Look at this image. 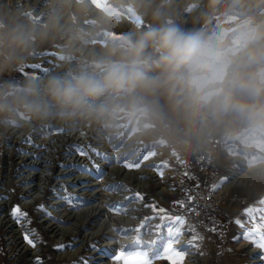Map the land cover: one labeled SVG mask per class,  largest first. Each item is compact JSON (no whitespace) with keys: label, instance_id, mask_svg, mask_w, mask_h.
Segmentation results:
<instances>
[{"label":"rangeland","instance_id":"rangeland-1","mask_svg":"<svg viewBox=\"0 0 264 264\" xmlns=\"http://www.w3.org/2000/svg\"><path fill=\"white\" fill-rule=\"evenodd\" d=\"M53 11L60 16L59 30L37 41L23 63L0 69V82L91 71L113 43L168 24L186 33L202 32L222 54L225 90L236 101L264 110V87L253 94L230 83L238 77L259 85L264 75V0H69L67 6L55 5L54 0H0V22L5 24L15 20L41 27ZM101 17L109 22L101 24ZM78 27L94 35L87 41L70 40L71 29ZM253 28L260 32L258 39L250 36ZM34 64L48 71L29 67ZM95 71L102 75V69ZM149 75L160 81L129 95L102 97L98 102L116 108L104 116L20 117L15 125L0 123V264H37L38 257L41 264H117L113 258L121 249L138 247L134 239L138 233L130 230L139 229L145 248L155 241L156 250L162 251L171 239L170 218L177 216L185 220L174 242L175 249L186 253L183 264H264L260 261L264 249L243 238L246 230L261 224L264 215L257 214L255 225L246 215L250 207L264 208L259 203L264 199V128L254 127L247 114L234 110L218 114L216 97L201 100L186 84L165 82L159 70ZM219 86L210 84L205 90ZM133 106L134 115L130 114ZM63 119L66 123L60 122ZM4 126L8 128L3 131ZM210 137L218 144L212 147L207 190L222 203L199 230L185 211L189 199L181 205L178 193L182 190L189 198L191 187L200 179L187 142L201 146ZM29 138L32 143L25 142ZM150 153L154 155L134 170L103 158L139 161ZM233 156L246 165L239 173L246 176L240 184L225 188L236 177L232 173L240 169ZM116 184L129 190H105ZM136 193L143 199L129 202L127 198ZM65 195L91 203L73 210L58 198ZM41 204L64 223L38 211ZM109 204L127 205L126 214L123 209H109ZM16 205L28 214L30 224H17L12 218ZM236 220L249 222L242 228ZM26 228L38 234L32 237L39 241L35 248L24 241ZM194 234L202 239L193 241ZM67 244L72 247H55ZM248 248H256L257 253L247 252ZM155 264L169 261L160 259Z\"/></svg>","mask_w":264,"mask_h":264},{"label":"clouds","instance_id":"clouds-1","mask_svg":"<svg viewBox=\"0 0 264 264\" xmlns=\"http://www.w3.org/2000/svg\"><path fill=\"white\" fill-rule=\"evenodd\" d=\"M69 0H54L55 5L67 6ZM60 16L53 11L45 25L0 22V69H7L24 62L26 54L37 41H45L59 30ZM101 17L100 23L107 24ZM94 34L83 28H73L70 40L87 41ZM252 39H258V28L250 31ZM151 49V51H149ZM221 53L202 32L186 33L173 25L152 27L136 35H127L113 43L104 58L93 69L51 75L46 79L23 82H0V123L18 124L19 118L46 120L52 116L71 118L85 113L104 116L116 108L102 97H120L133 93L137 88L156 85L160 77L149 75L159 70L165 82L186 84L195 89L204 101L217 98L218 114L230 110L247 114L253 126L264 128V110L236 101L230 90L223 87ZM96 69H102L97 76ZM233 87L247 88L259 94L264 87V75L259 85L255 80L244 82L234 77ZM221 86L206 91L208 85ZM135 114V107L130 113Z\"/></svg>","mask_w":264,"mask_h":264},{"label":"snow or ice","instance_id":"snow-or-ice-1","mask_svg":"<svg viewBox=\"0 0 264 264\" xmlns=\"http://www.w3.org/2000/svg\"><path fill=\"white\" fill-rule=\"evenodd\" d=\"M30 68L37 72H44L46 73L48 69L44 68L40 64H34L30 65ZM24 74V73H22ZM33 79H36L38 77L33 76L31 77ZM25 142L27 143H32L31 139H27ZM27 154V153H25ZM98 155H103L99 154ZM154 153H150L148 155H145L142 157L139 161H132V160H120V159H115V158H110L107 156H103L104 159H107L109 163L112 162H118L121 163L122 166L127 169V170H134V169H139L141 167V164L148 160ZM160 175L162 176L163 173L160 172ZM145 178L146 177H142ZM223 183V181L221 182ZM106 191H112V192H118L121 190L128 191L127 185L124 184H116V185H109L106 189ZM215 190V188L213 189ZM59 199H63L66 201V203L70 204L72 206L73 210H79L80 207L82 206H88L91 202L83 201V202H77L74 201L72 198L68 197L67 195L63 197H58ZM129 202H139L143 199L140 193H136L133 196H130L127 198ZM191 197H189V200L191 201ZM181 205H183V201L179 202ZM261 205H264V199H262L259 202ZM109 209L117 210V209H123L124 212L123 214H126V209L127 205L123 204H109L107 205ZM38 211H41L44 213L45 216H47L50 220H55L56 223L63 224V221L56 220L55 217L52 216V211L47 209L45 205L41 204L37 207ZM161 212L164 211V209H160ZM257 214H264V208H249L246 210V215L249 217L250 222H252L255 225L256 217ZM11 216L12 218L17 222V224H21L22 221H26L27 224L31 223V220L27 219L28 214L24 211L21 210V208L16 205L13 206L11 210ZM170 226L167 228V233L171 239H169L166 243V245L163 247L162 251H157L156 248L154 247L155 241H152L149 243V246L145 248L143 246V241L141 240V237L139 235V229H133L130 231H135L138 234L136 235L135 243L138 245L134 250H129L125 252L123 249H121L117 255L113 258L117 264H155V261L160 260V259H166L169 261V264H183V260L185 258L186 253L181 250H177L174 248V242L176 239L179 238L181 235V230L185 224V220L183 217L177 216L174 218H170ZM249 221L241 222L240 220H236L235 223L238 224L240 227H244V223H247ZM171 225H176L175 227ZM264 215H261V224L255 225L253 230L249 231L246 230L243 233V238L246 240H249L252 242L255 246L264 249ZM212 231H215V228L211 229ZM116 231L121 232L123 230L117 229ZM190 231L194 232V229L190 228ZM34 235H38L35 233L34 230L26 228L25 233H24V241L30 245L31 247L35 248L36 244L39 242L36 239H33L32 237ZM240 237H235L234 239H239ZM193 241L197 239H202L201 237L198 236V234H194L192 237ZM195 246V245H193ZM58 250H64L66 248H71V244L67 245H56L55 246ZM37 264H41L40 258H37Z\"/></svg>","mask_w":264,"mask_h":264},{"label":"built area","instance_id":"built-area-1","mask_svg":"<svg viewBox=\"0 0 264 264\" xmlns=\"http://www.w3.org/2000/svg\"><path fill=\"white\" fill-rule=\"evenodd\" d=\"M188 146L193 150L195 159V167L200 175V179L195 183L190 190L188 205L185 211L188 212L194 224L199 226L202 230L206 226L212 213L221 206V200L216 198L215 194H210L207 190L208 178L213 164L212 147H215V138H206L203 140L201 146L190 144Z\"/></svg>","mask_w":264,"mask_h":264},{"label":"bare ground","instance_id":"bare-ground-1","mask_svg":"<svg viewBox=\"0 0 264 264\" xmlns=\"http://www.w3.org/2000/svg\"><path fill=\"white\" fill-rule=\"evenodd\" d=\"M252 1V0H251ZM187 2V1H186ZM59 6V5H58ZM249 12V11H248ZM83 48V47H82ZM80 59V58H79ZM49 64V63H48ZM73 67H74V65H73ZM117 101V100H116ZM204 107V106H203ZM199 109V108H198ZM64 120L65 119H63V120H61L60 122H64ZM73 121V120H72ZM56 123V122H55ZM64 123H66V122H64ZM81 124V123H80ZM55 125V124H54ZM57 125V124H56ZM8 128V126H4V127H2V129H3V131L5 130V129H7ZM20 128V127H19ZM104 131V130H103ZM94 133V132H93ZM93 136V135H92ZM87 138V137H86ZM76 142V141H75ZM8 143V142H7ZM44 145V144H43ZM68 145V144H67ZM87 145V144H86ZM90 146V145H89ZM17 147V146H16ZM25 147V146H24ZM134 148V147H133ZM111 149V148H110ZM79 150V149H78ZM36 152V151H35ZM120 153V152H119ZM134 153V152H133ZM231 159H232V162L233 163H236L237 164V166L240 168V169H238L236 172H233L232 174L233 175H236V177L235 178H233L232 179V181L229 183V184H227V185H225L224 187L225 188H229L230 186H232V185H238V184H240L241 182H243V180H245V176H246V172L245 173H242V174H239L240 173V171L243 169V168H246V165H243L241 162H242V160H241V158L239 157V156H233V157H230ZM231 162V163H232ZM34 165H36V164H34ZM81 165V164H80ZM251 168H248L246 171H249ZM17 173V172H16ZM38 175V174H37ZM248 178V177H247ZM23 181V180H22ZM65 182V181H64ZM100 183V182H99ZM31 185V184H30ZM85 185V184H84ZM60 186V185H59ZM85 188V187H84ZM224 188V189H225ZM25 191V190H24ZM31 194V193H30ZM117 202V201H116ZM1 206V205H0ZM128 207V206H127ZM5 217V216H4ZM66 218V217H65ZM69 220V219H68ZM95 221V220H94ZM7 222V221H6ZM113 223V222H112ZM10 224V223H9ZM8 228V227H7ZM12 232V231H11ZM9 233V232H8ZM247 252H249V253H251V254H255V253H257V249L256 248H248L247 249ZM192 258V257H191ZM264 260V256H262L261 258H260V261H263ZM254 262H259V259L258 260H256V261H254Z\"/></svg>","mask_w":264,"mask_h":264},{"label":"trees","instance_id":"trees-1","mask_svg":"<svg viewBox=\"0 0 264 264\" xmlns=\"http://www.w3.org/2000/svg\"><path fill=\"white\" fill-rule=\"evenodd\" d=\"M178 199H179V202H180V201L185 202V201H186L187 199H189V198H188V195L186 196V195L184 194V192H183L182 190H180L179 193H178Z\"/></svg>","mask_w":264,"mask_h":264}]
</instances>
